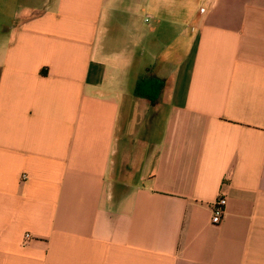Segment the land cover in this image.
<instances>
[{"label":"crops","instance_id":"0c3cea01","mask_svg":"<svg viewBox=\"0 0 264 264\" xmlns=\"http://www.w3.org/2000/svg\"><path fill=\"white\" fill-rule=\"evenodd\" d=\"M0 264H264V0H0Z\"/></svg>","mask_w":264,"mask_h":264},{"label":"built area","instance_id":"2783aa9c","mask_svg":"<svg viewBox=\"0 0 264 264\" xmlns=\"http://www.w3.org/2000/svg\"><path fill=\"white\" fill-rule=\"evenodd\" d=\"M226 205V198L224 196H219L217 199L211 204L210 210H211V218L210 222L213 225H217L221 222L222 216L224 213V208ZM29 239V235L25 234L24 236V242H27Z\"/></svg>","mask_w":264,"mask_h":264}]
</instances>
